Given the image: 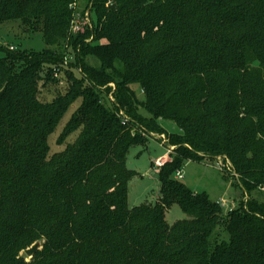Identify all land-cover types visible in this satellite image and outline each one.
<instances>
[{
	"label": "trees",
	"instance_id": "trees-1",
	"mask_svg": "<svg viewBox=\"0 0 264 264\" xmlns=\"http://www.w3.org/2000/svg\"><path fill=\"white\" fill-rule=\"evenodd\" d=\"M78 2L0 0V23L44 44L0 58V264H264V0H89L96 28L72 35ZM70 54L78 76L63 65ZM41 68L65 86L50 102L37 98ZM79 96L57 144L76 140L48 156ZM158 119L181 141L158 173L160 202L129 208L125 157L138 138L127 128L163 133ZM222 155L246 199L225 212L170 176ZM172 204L188 218L167 224ZM40 237L30 262L18 257Z\"/></svg>",
	"mask_w": 264,
	"mask_h": 264
},
{
	"label": "rangeland",
	"instance_id": "rangeland-1",
	"mask_svg": "<svg viewBox=\"0 0 264 264\" xmlns=\"http://www.w3.org/2000/svg\"><path fill=\"white\" fill-rule=\"evenodd\" d=\"M75 11L76 14L70 23V33L72 35L85 34L87 30L93 31L96 28V20L93 12L90 10L89 0H79L75 6ZM92 39V36H88L85 41L88 43ZM9 47H13V51H40L43 49L44 44L40 33H29L18 21H6L0 23V58L5 56L2 50ZM64 61L67 64L63 65L71 68L76 76H78L81 68L76 64L73 55H68ZM89 64L93 65V62L90 61ZM37 73L39 77L36 85L39 90L37 94L39 101L50 102L59 92H63L65 88L64 84L57 81L58 85L55 86V81L48 79L42 68ZM114 87V83L112 82L102 87L101 102L109 109L112 108V93L115 90ZM131 88L134 90L138 100L144 102L145 98L139 86L134 84ZM80 89L82 90V87ZM80 100L81 97L79 96L73 104L68 106L58 123L51 128L46 139L48 156L61 152L66 145L76 140L78 131L69 134L64 139V142L57 144V140L60 138L64 126L69 121L71 115L76 112ZM138 113L143 118H149V114L144 108H139ZM118 117H124V115L119 114ZM156 121L160 128L163 129V133L157 134L147 130L136 132V130L129 131V128H127L132 139L138 138L136 142L130 144L125 157V168L132 173L127 181V205L129 208L140 205L154 206L160 202L162 195L159 190L160 181L158 173L163 165L175 156L174 150L178 147V142L181 141L182 131L173 122L160 119ZM165 153L167 154V159L164 161L162 160V155ZM156 159L162 161L163 165L161 167L154 165ZM217 163L221 165V171L216 166ZM181 172L182 178L180 182L189 187L193 192H204L211 201L220 202L223 200L226 202L227 207L224 208V212L228 208H236L241 200L246 202V199L238 191L237 177L233 173L234 168L231 162L223 155L217 156L215 160L205 158L200 162H187ZM170 176L173 179L175 178L173 175ZM259 191L261 197L259 196L257 201L264 202V193L261 189ZM187 218V215L176 204L170 205L164 211V221L169 225ZM38 241H41L43 244L45 239L40 237ZM36 242L34 241L27 248ZM24 250L18 253V257L23 258L25 262H30L33 257H26ZM41 250L42 245L38 251Z\"/></svg>",
	"mask_w": 264,
	"mask_h": 264
},
{
	"label": "built area",
	"instance_id": "built-area-1",
	"mask_svg": "<svg viewBox=\"0 0 264 264\" xmlns=\"http://www.w3.org/2000/svg\"><path fill=\"white\" fill-rule=\"evenodd\" d=\"M8 49H9L10 51H13V47H9ZM65 63H66V61H65ZM58 76H59V75H58V72L55 71V72H54V77L57 78ZM154 165L157 166V167H161L163 164H162V161H161L160 159H156V160L154 161ZM216 166H217V167L219 168V170L221 171V168H222L221 165L217 163ZM175 177H176V179L180 180V179L182 178V172H177L176 175H175ZM261 191L264 193V188H261ZM220 205H221L223 208L227 207V203L224 202L223 200L220 201ZM228 209H233V208H228Z\"/></svg>",
	"mask_w": 264,
	"mask_h": 264
},
{
	"label": "water",
	"instance_id": "water-1",
	"mask_svg": "<svg viewBox=\"0 0 264 264\" xmlns=\"http://www.w3.org/2000/svg\"><path fill=\"white\" fill-rule=\"evenodd\" d=\"M40 247H41V242H36L32 246L24 250L25 256L28 258H32L33 255L40 249Z\"/></svg>",
	"mask_w": 264,
	"mask_h": 264
},
{
	"label": "crops",
	"instance_id": "crops-1",
	"mask_svg": "<svg viewBox=\"0 0 264 264\" xmlns=\"http://www.w3.org/2000/svg\"><path fill=\"white\" fill-rule=\"evenodd\" d=\"M166 159H167V154L165 153V154L162 155V160L165 161Z\"/></svg>",
	"mask_w": 264,
	"mask_h": 264
}]
</instances>
